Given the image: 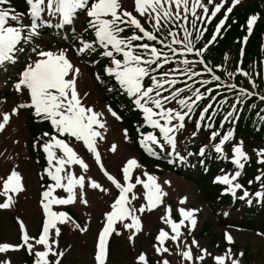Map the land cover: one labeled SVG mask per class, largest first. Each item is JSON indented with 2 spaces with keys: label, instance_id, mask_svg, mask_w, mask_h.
Wrapping results in <instances>:
<instances>
[{
  "label": "snow or ice",
  "instance_id": "snow-or-ice-1",
  "mask_svg": "<svg viewBox=\"0 0 264 264\" xmlns=\"http://www.w3.org/2000/svg\"><path fill=\"white\" fill-rule=\"evenodd\" d=\"M23 3L26 6L24 12H18L11 6L10 0H0V65L13 62L23 51L22 45L29 43L39 35V30L45 23L41 18L42 14L47 13L49 20L54 16H58L60 23L56 26L60 27L71 24L78 10H85L89 17L88 25L94 31L95 43L103 49L100 55L110 59L111 66L104 68L105 74L114 77L119 88L132 98L135 108L143 113L144 124L154 130H159L163 143L152 132L140 133L141 138L138 141L145 152L150 156H156L157 153L150 145H155L163 150V146L166 144L174 150L176 131L183 127V121L189 116L194 105L203 99L204 93L200 91V88L192 91L191 85H186L192 91L191 97L177 99L184 90L181 88L175 89L171 97L161 96L164 84L172 86L177 81L176 79H165L164 77L168 73H163L159 79L152 73L160 68L162 64L169 62V52L181 56L192 54L200 57L195 63L205 64L202 54L215 41L216 35L225 24L228 14L240 3V0H230V6H227L226 11L223 12L224 18L216 23L211 39L199 49H194L190 39L192 33L183 24L179 26V30L183 32V39L177 38V33L170 30L167 35L171 36L172 39L164 44L163 41H157V37L153 32L147 31L142 26L138 16L144 17L145 20L151 23L154 31H158L161 21L164 22V26H167L168 23L187 20L190 11L193 16L192 23L195 26L197 20L207 19L210 21L215 17L224 6V0H219V2L207 0V5L201 3V0H191V4H189V0H134V13L138 15L125 10L120 0H23ZM208 5L211 7L209 8ZM198 8L201 9L199 13L197 12ZM25 19L28 20L27 24ZM257 19L258 16L255 14L247 18L246 30L249 34L252 33ZM10 22L12 23L10 24ZM125 29L131 30L132 34L126 37L121 36ZM201 35L202 33L196 30L195 39L199 40ZM247 39L248 37L245 36L244 40ZM137 41L143 42L134 43ZM152 41L164 44V47L169 51L161 52L160 49L148 43ZM173 45H180L181 47L177 48ZM86 50L95 51L91 43L81 41V46L76 50V54L81 55ZM33 52L34 58L23 68L15 85L17 92L27 90L30 102L17 104L10 112L0 113V130H3L9 123L10 118L18 115L19 109L23 108L33 109V115L36 118L48 122L52 133H42L40 137H37V141H42V143L34 142L33 148L42 150L45 154L48 166L43 171L54 183H49L40 195L43 221L38 237L29 236L24 223L17 219L21 243L16 245L6 242L0 243V253L19 251L24 248L32 256V264H60V259L65 255V252L58 250L57 237L60 235L58 225H62L67 221H71L73 224L75 222L71 220L67 213L54 211L52 206L68 205L77 200L81 204H86L85 187L100 190L106 194L109 193L108 187H104L96 179L87 175L89 164L76 150L82 146L91 155L99 172L118 192V195L114 197L113 202L110 204V210L104 214L103 225L98 232L94 245V264H106L109 237L113 233L116 235L121 234L115 226L119 223L123 230L129 232L128 240L133 241L136 234L142 230V222L137 213L143 214L145 211L156 208L162 203L161 198L166 193L157 182V177L147 172L141 173L145 179H141V176L138 175L135 177L134 183L130 182L133 170L141 168L135 158H129L124 163L121 169L122 181H118L109 174L102 163L98 145L105 140V133L108 130L106 117L110 116L114 120L120 121L121 116L109 105H105L98 111L93 106L84 103L88 93L81 96L77 89V77L80 70L69 60L65 51L33 49ZM114 53L122 56V59H117ZM179 63L185 66L184 69H174V72L179 71L180 74L187 76L189 79L201 74L187 68V65L193 63V61L182 59ZM153 65L155 67H152ZM204 71L211 72V69L205 66ZM241 74L247 75L246 73ZM146 77L149 80L148 86H144L143 83ZM95 79L103 83L99 75ZM211 80L218 81L219 77L212 75ZM249 82L251 83V81ZM208 83L209 80L199 81L201 87ZM228 87L234 88L235 85H228ZM107 91L111 92L113 89L108 88ZM206 91L211 93L212 89L208 88ZM239 91L244 95L254 94L248 93L242 88ZM153 93L154 95H151ZM170 99L175 100L181 109L186 108L187 111L164 108L163 104L169 102ZM259 99L264 100V96H260ZM149 104L152 107L147 106ZM154 108L159 111H154ZM207 111L208 108H205L200 112L201 119L205 117ZM232 115L230 112L226 119ZM208 119L210 120L212 117H208ZM161 120L163 123H160ZM172 121H176V123H172ZM207 126L210 127V125ZM196 127L199 129V121L196 122ZM137 132H140L139 128ZM192 135L195 136L196 133L193 132ZM216 135L217 133L213 132L210 139H215ZM231 136V132L223 135L219 142L214 145V151L217 154H222V145ZM123 138L126 142L129 140L126 130L123 131ZM117 147L115 143H112L108 151L114 153ZM203 153L204 148L202 147L200 154ZM231 153V163L235 165L236 169L242 168L243 161L248 159L247 154L243 151L242 143L234 144L231 147ZM169 155L171 156L172 153L170 152ZM256 155L262 158L260 162L264 163V148L256 150ZM178 159L183 160V157H178ZM171 162L170 160L169 163ZM73 166H78V173H74ZM239 175L240 172L235 171L231 177L227 174L216 177V183L226 185L222 194L230 193L233 199L237 198L236 192L238 189H242V185L234 183V181ZM255 179L260 181L261 176L258 175ZM163 183L169 184L170 182L165 180ZM136 185H142L143 201L146 202L141 203L138 208L130 207L131 202L137 199V194L133 192ZM54 189H62L66 196L57 197L53 195ZM261 189V191L254 193L256 202L264 201V184L261 185ZM23 191V177L15 169L11 170L6 177H0V198H3L0 200V209H8L12 206L15 195ZM249 196V192L244 190L238 198L245 201ZM185 202V198H181L179 201L180 204ZM246 202L248 204L253 203L250 198ZM170 211V209H166L162 219L171 229V233L164 229L159 230L158 235L155 237L156 244L153 245L157 255L169 252V249L165 247V241L173 243L180 241L183 235L181 232L182 226H186L190 232L197 223L195 218L196 209L179 208L180 219L178 222L169 218ZM224 215L227 216L228 213L225 212ZM76 227L79 228V225H76ZM80 231L83 232L85 229L81 228ZM255 235L264 239V233H256ZM223 240L229 245L223 254L208 253L206 249L200 248L198 242L194 239L191 244L198 247V255L193 256L187 244H184L183 248L177 245V254L182 257L185 264H205L206 257L208 258V264H243L242 259H240L243 253H233L231 250L230 246L234 243V237L230 232H224ZM0 264H11V262L0 258ZM134 264H147L146 254L139 253L134 260ZM159 264H169V261L162 259Z\"/></svg>",
  "mask_w": 264,
  "mask_h": 264
},
{
  "label": "rangeland",
  "instance_id": "rangeland-1",
  "mask_svg": "<svg viewBox=\"0 0 264 264\" xmlns=\"http://www.w3.org/2000/svg\"><path fill=\"white\" fill-rule=\"evenodd\" d=\"M18 1L19 0H10L11 6H13V4L16 6ZM255 1L256 0H240V3L236 5L233 10L235 9V11H237L242 6H245L248 3H254ZM214 2H219V0H214ZM227 2L230 4V0H224V5ZM120 3L125 10L134 13V0H120ZM201 3L207 5V0H201ZM189 4H191V0H189ZM198 10L201 9L198 8L197 11ZM189 14H191L190 11ZM134 15L138 14L134 13ZM41 18L44 20L47 18L46 20H49V17L47 16H43ZM138 18L142 26H151V23L145 20L144 17L138 16ZM258 20H263V14H261V17H258ZM11 23L12 22H10V24ZM25 23H28L27 19H25ZM163 23L164 22L161 21V24ZM44 25L45 24L41 26L39 35L34 37L29 43L23 44L22 47H27L28 45V47H32L36 50L43 49L51 51H65L69 60L80 70V73L77 77V89L81 96H83L84 93H88L87 97L84 99V103L89 106H93L95 110H101L106 105V103L102 100L101 95L98 93L97 83L94 81L93 75L87 68L89 61L83 59L82 57L83 55L86 57V59L90 60V57L93 55L90 53L93 51L86 50L82 55H77V46H74L76 50H73L71 47H63L62 45H58L57 41L51 36V33H42L45 28ZM78 25L79 21L75 22L74 18L72 23L68 26H71L72 30H76ZM256 25L257 24L255 23L254 27H256ZM254 27L253 29H255ZM54 30L61 31L63 28ZM81 31L85 32L86 35L85 33L82 34L78 40L84 39L86 37H92L94 35L92 31H89L83 27ZM125 31L121 33V36H124ZM44 35L45 39H43ZM55 38H57V36H55ZM141 42L143 41H140L139 43ZM90 43L93 45V48L100 49V47H97L98 44L95 43L96 45H94V43ZM109 50L111 49L109 48ZM114 55L117 57V54L114 53ZM189 55L191 56L192 54ZM32 58H34V55L31 56L29 60L31 61ZM186 59L189 61L193 60V58ZM6 63L0 65V71L2 70L3 65ZM2 71H4V69ZM166 85L168 84H164L163 87ZM11 86L12 84H4L0 88V113L10 112L12 108L19 104L15 96L12 97L11 95H8L7 91H11ZM151 95H154V93ZM23 99L24 102H30L28 93H25ZM163 107L182 111L178 108L172 107L169 102L164 103ZM154 111L159 110L154 108ZM107 118L109 129L105 133V140L99 143L98 151L105 169L118 181H122L121 169L124 163H126L127 159L135 158L139 163L140 158L134 149L133 142L130 141V139L126 142L123 138V131L125 129L122 126V120L116 121L110 116ZM160 123H163V121L161 120ZM172 123H176V121H172ZM187 131L188 126H185L183 123V127L178 129L174 136V140L178 144V147H175L173 152H175V154L180 153L181 155H185L184 160L180 161L182 169L179 171L177 169L161 170L160 174L154 175L157 177V182L164 187V192L166 193V195L162 197V203L151 211H145L143 214L137 213L142 222V230L136 234V236L133 238V241L131 242L128 240L129 232L123 230L119 223L116 225V229L120 231L121 234H123L121 235L123 238L119 239V241L126 243L128 254L122 257L119 250L114 252L111 251L110 254L108 251L106 264H134L135 258L141 252L146 254L147 264H159L162 259L168 260L169 264H185L182 257L177 254V245H179L180 248H183L184 244H187L192 255L196 256L199 254V249L197 246H193L191 244L193 239L198 242L200 248L206 249L208 253L223 254L212 245L211 235H207L204 238L198 237L205 221H210L212 223L211 231L218 234V236L222 233L224 234L225 231L230 232V234L234 237V243L232 245L241 247L242 253L246 249L251 250V253L256 260L254 264H264V239H261V237L255 235L256 233H261L259 228L256 226H254V228H242L239 226L244 219L243 209L241 208H235L232 210L228 206H225L221 212V216L214 214L212 211L213 205H207L202 198L200 192L201 187L198 183L199 175L196 173V168L193 167V173L189 172V158L193 156V148H196L200 143H202L204 153L208 155L211 152H215L214 145L219 141L217 138L208 141L202 140L203 133L199 130L194 131L196 133L195 136L191 134L193 141H182L184 138L183 133ZM40 143H42V141ZM112 143L120 145L119 150H116L114 153L108 151V148ZM31 146L33 147L32 143L30 144L29 141L25 110L19 109L18 115L12 116L5 128L0 130V177H6V175L11 170L15 169L23 177L24 191L15 195L12 206H10L8 209H0V243L6 242L14 245L19 244L18 236L20 232L17 219L24 223L26 231L31 237H37V232L42 227L43 215L42 209L40 207V195L42 191H44V187L42 185V177L38 172V169L34 164L35 162H33V157L30 153ZM150 146L154 151L155 149H160L155 145ZM76 150L85 160V162L89 164V171L87 175L93 179H96L104 187H108L109 193L106 194L100 190H93L85 187L84 192L85 199L87 201L86 204H81L77 200L76 202L68 205H54V211L65 212L67 210L68 212L74 213L76 216H78V219L82 222V226L85 229V231L81 232V228L76 227L77 231H75V233L72 234L70 232V246L66 245V243H63L64 249L62 251L65 252L64 260H69V264H94V245L98 236V232L102 228L104 214L110 210V204L117 195V190L114 188V186H111L110 182L107 181L105 177H103L102 173L99 172L98 167L95 165L94 160L91 158V155L86 149L81 146ZM223 155L224 157L229 156V161H231L232 153L231 151L229 152L227 150V146L224 149ZM157 170L160 169L157 168ZM73 171L74 173H78V166H73ZM142 172H147V170L142 166L140 169H135L134 177L132 179L133 183L135 182V177L138 175L141 176V179H145V177L141 175ZM225 174L229 175L230 177L232 175L231 173H224L222 171L217 176ZM165 180H168L170 183L164 184L163 182ZM234 183H236V181H234ZM243 191V189L237 190V192L241 193L240 195H242ZM133 192L137 194V199L131 202L130 207L138 208L141 203H146L143 201L142 185H136ZM53 195L57 197H65L66 193H64L62 189H54ZM181 198L186 199L184 204L179 203ZM249 198L253 201V203L250 204V206L253 207L256 198L252 195H250ZM249 198H246V200ZM2 199L3 198H0V200ZM200 206H203L205 210L199 211L197 216H195L197 223L191 229V231L189 232L186 226H182L181 232L183 235L180 238V241L177 243L165 241V247L169 249V252L157 255L154 251L153 245L156 244L155 237L158 235L159 230L164 229L165 231L171 233V229L168 228L167 224L164 223L162 219V217L165 215L166 209L171 210L169 218L175 221V217H179V208L183 207L186 210H198ZM225 212L228 213L227 216L224 215ZM69 222L72 223L71 221ZM176 222H178V220H176ZM185 224H187V222H185ZM74 225L77 224L74 223ZM60 226L61 225H58L59 228ZM63 237H65V234ZM231 250L233 253H237L234 249ZM0 258L10 260L11 264H23V248H21L19 251L0 253ZM240 259H242L244 264L243 256L240 257ZM205 264H208L207 257L205 258Z\"/></svg>",
  "mask_w": 264,
  "mask_h": 264
},
{
  "label": "trees",
  "instance_id": "trees-1",
  "mask_svg": "<svg viewBox=\"0 0 264 264\" xmlns=\"http://www.w3.org/2000/svg\"><path fill=\"white\" fill-rule=\"evenodd\" d=\"M16 7L23 11L25 10V4L23 0H19ZM263 14V20L259 21L253 34L248 37L246 30V20L251 14ZM219 18H224L223 13L212 22L208 27L202 25L200 27V21L197 20L195 26H193V19L184 21V27H186L190 33H192L190 39L194 49L203 47L209 39L212 37V33L215 29V25ZM85 25V24H84ZM170 30H175L174 27H162L160 28L158 37L162 39L164 44L171 41L172 37L168 36ZM196 30H199L202 35L199 40L195 39ZM177 38L183 39V32L176 31ZM247 36L248 40L244 43V37ZM93 39V37H90ZM65 45V44H64ZM161 52H168L167 48H163L161 45H155ZM173 47H181L180 45H173ZM169 55H173L169 52ZM178 58V57H176ZM178 61L169 60L156 75L159 79L163 73H168L165 79H176L177 83L173 87V91L177 88L184 89L177 99L181 97H191L192 91L196 88H200V91L204 93L203 99L198 101L195 105V109H202L211 104V112L216 116L217 123L214 131L202 132L203 139L208 141L213 132H216V138L219 141L223 135H225L230 128H235L236 134L232 142L227 146V150L230 152L231 147L234 144L242 143V147L248 156L246 161H243L242 174L240 177V183L246 189L255 191H261V185L264 184V163H261L260 157H257L256 150L264 147V100L259 99L260 96H264V0H256L254 3H248L246 6L237 10L227 21V24L222 30V33L215 41L208 46L206 51L202 54V58L205 64L190 63L187 68L194 72L201 73L189 79L187 76L180 74L179 71L174 72V69H184V65L179 61L186 58H196V56H180ZM88 70L93 75L94 81L97 83V91L101 95L102 100L111 106L123 120L122 126L128 133L129 139L134 143L135 150L141 157L143 166L153 173H159L158 169L167 170L171 169L168 164V153L170 151L168 145L165 144L164 152H158L155 157L147 158L143 155V152L139 149L138 145V133L135 129L140 128L143 123L141 119V113L134 110L135 106L123 90H121L111 78H109L105 72V67H110L109 61L102 57L99 52H96L87 59ZM219 65V67H217ZM205 66L211 69V72H205ZM155 67V66H154ZM239 69V71H237ZM17 69L10 67L9 72L12 77L16 74ZM246 73L247 75H242ZM99 75L103 83L98 82L95 77ZM216 75L219 77L218 81H212L211 76ZM201 80H209V83L203 87L199 84ZM251 81V83L249 82ZM149 80L146 82L148 86ZM186 85H191L192 91H190ZM219 85V86H218ZM228 85H235L234 88H229ZM108 88H112L113 91H107ZM211 88V93H208L206 89ZM245 89L248 93H254L253 95H244L240 93V89ZM214 97V99H213ZM194 99V97H193ZM178 106V104H174ZM234 106V107H233ZM233 115L224 121L223 126H220L221 121L228 116L229 113ZM227 115V116H226ZM188 131L184 133L185 139L190 140L191 134L194 132V121H188ZM27 126L30 134L31 141H36L37 137H40L43 132H51V128L48 124L38 123L31 115V112H27ZM202 143L198 147L193 148L194 155L190 159L193 167L198 168V183L201 187V195L208 204L213 205V213L221 216L224 206H228L231 209L243 208L244 219L242 226L244 228H253L256 226L262 233H264V201L259 204H255L253 208L247 205L246 202H242L239 199H233L229 194H222L224 187L215 185L213 180L215 177L225 171H239L235 165L229 161V156L225 159L221 158L219 154L214 152L208 155H199ZM34 155L35 166L38 171L43 173L44 168L47 167L43 155L40 152ZM261 176V180L257 181L256 176ZM44 181L48 184L47 176L44 177ZM251 181V183H249ZM70 214L73 218L82 226V222L78 219L74 213ZM2 222V221H1ZM212 223L205 221L203 228L199 232L198 237L204 238L207 235L212 236L211 243L217 250L224 252L229 245L223 240V234L219 235L211 231ZM75 228L71 224L62 226L61 234L64 233L67 237L59 238L58 243L62 248L63 243H67L70 246L71 234L75 233ZM65 239V241H64ZM121 236H114L111 243L110 250L112 252L119 250L122 257L128 254L126 249V243L119 241ZM20 241V239H19ZM237 253H241L242 248L237 245L230 246ZM33 260L31 255L24 254V261L31 263ZM255 258L251 253V250H244V262L245 264H254ZM65 264H69V260H64ZM63 262V263H64Z\"/></svg>",
  "mask_w": 264,
  "mask_h": 264
},
{
  "label": "bare ground",
  "instance_id": "bare-ground-1",
  "mask_svg": "<svg viewBox=\"0 0 264 264\" xmlns=\"http://www.w3.org/2000/svg\"><path fill=\"white\" fill-rule=\"evenodd\" d=\"M106 119H107V129H109V127H108V118L106 117ZM118 147H117V150H119V146L120 145H117ZM120 149H122V148H120ZM161 187H162V189H163V191H164V187L161 185ZM205 210V208H203V206H200V208L198 209V210H196V212H195V216H197V214H198V212L199 211H204Z\"/></svg>",
  "mask_w": 264,
  "mask_h": 264
}]
</instances>
